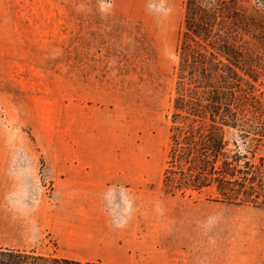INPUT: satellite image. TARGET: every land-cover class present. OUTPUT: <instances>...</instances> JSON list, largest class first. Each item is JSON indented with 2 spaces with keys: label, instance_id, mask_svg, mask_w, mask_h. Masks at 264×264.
Instances as JSON below:
<instances>
[{
  "label": "rangeland",
  "instance_id": "374dc122",
  "mask_svg": "<svg viewBox=\"0 0 264 264\" xmlns=\"http://www.w3.org/2000/svg\"><path fill=\"white\" fill-rule=\"evenodd\" d=\"M61 1L0 0V245L58 255L49 228L30 233L31 200L12 177L15 160L37 150L42 156L50 215L55 198L45 158L117 160L119 172L149 174L163 187L185 17L184 0ZM237 2L244 14L264 18V0ZM260 70L253 96L264 112V64ZM242 133L227 129L226 136L243 149ZM174 196V219L160 231L174 229L179 250L169 255L182 256L184 214L209 210L217 194L206 188Z\"/></svg>",
  "mask_w": 264,
  "mask_h": 264
},
{
  "label": "trees",
  "instance_id": "16d2710c",
  "mask_svg": "<svg viewBox=\"0 0 264 264\" xmlns=\"http://www.w3.org/2000/svg\"><path fill=\"white\" fill-rule=\"evenodd\" d=\"M184 6L164 189L212 188L217 201L259 206L264 112L253 90L264 64V18L244 14L237 0H184ZM227 129L242 131L248 144H230ZM0 264L110 263L0 245Z\"/></svg>",
  "mask_w": 264,
  "mask_h": 264
},
{
  "label": "crops",
  "instance_id": "0c3cea01",
  "mask_svg": "<svg viewBox=\"0 0 264 264\" xmlns=\"http://www.w3.org/2000/svg\"><path fill=\"white\" fill-rule=\"evenodd\" d=\"M85 164L91 167H79ZM42 165L37 150L21 162L16 159L10 172L24 182L22 189L31 200L30 233L40 235L49 228L61 256L110 264H264V207L212 200L209 210L184 214L182 256H171L179 250L174 229L160 231V224L173 221L168 204L175 196L164 185L154 186L157 179L119 172L113 167L117 160L45 158L43 170L52 180L55 198L50 215Z\"/></svg>",
  "mask_w": 264,
  "mask_h": 264
}]
</instances>
